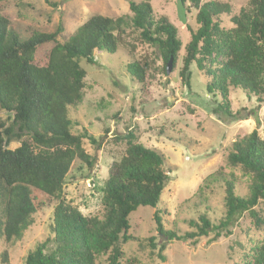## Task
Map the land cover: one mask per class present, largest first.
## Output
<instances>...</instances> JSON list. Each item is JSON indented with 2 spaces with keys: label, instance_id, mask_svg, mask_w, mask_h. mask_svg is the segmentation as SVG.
I'll return each instance as SVG.
<instances>
[{
  "label": "trees",
  "instance_id": "1",
  "mask_svg": "<svg viewBox=\"0 0 264 264\" xmlns=\"http://www.w3.org/2000/svg\"><path fill=\"white\" fill-rule=\"evenodd\" d=\"M186 1L196 11L197 28L187 27L190 40L184 46L180 79L188 88L189 67L194 64L208 79L206 92L219 98L212 115L227 124L245 119L241 113L248 112L245 108L232 111L229 93L237 90L259 103L264 98V0H250L230 18L228 30L218 21L220 15L230 14L228 4L182 0L183 4ZM11 2L0 0V239L5 244L21 240L33 225V216L54 203L50 236L27 253L25 264H97L103 255L107 264H120L122 246L136 240L129 233V216L139 207L154 209L155 232L169 241L195 243L212 235L210 242H216L230 236L229 227L245 213L257 229L264 228V216L261 219L255 210L264 202V140L256 130L228 150L226 161L247 177L248 193L238 196L232 177L223 182L225 212L217 225L201 215L188 222L192 232L164 231L156 208L170 172L164 157L144 148L132 132L115 137L116 143H125V150L99 188L102 215L86 217L66 201L64 186L73 164L78 161L87 168L94 164L84 143L96 149L101 144L84 128L80 134L71 132L79 125L68 118L67 109L83 99L86 73L80 62L94 65L97 53H116L125 28H130L156 49L165 75L171 57L175 69L182 45L177 29L165 17H155L149 1L129 2L131 17L94 15L63 43L57 41L63 32L60 23L52 33L32 31L20 40L6 12ZM46 46V64L39 66L35 55ZM125 68L138 84L146 83L150 72L146 62L135 60ZM154 240L149 238L151 249ZM163 251L162 245L157 253L162 263ZM7 260L3 253L1 261L7 264ZM243 264H264V235L249 249Z\"/></svg>",
  "mask_w": 264,
  "mask_h": 264
},
{
  "label": "rangeland",
  "instance_id": "2",
  "mask_svg": "<svg viewBox=\"0 0 264 264\" xmlns=\"http://www.w3.org/2000/svg\"><path fill=\"white\" fill-rule=\"evenodd\" d=\"M142 1H149L154 16L165 17L177 29L182 46L176 67L170 75H164L156 49L142 42L130 28H125L116 53H97L94 65L80 62L86 73L83 99L80 105L67 109L68 118L79 125L71 132L80 134L84 128L101 144L96 149L84 143V150L94 159V164L91 168L78 161L73 164L64 186V198L82 215L100 217L103 207L99 188L107 178L110 165L120 161L125 150V143H116L115 137L132 132L139 144L165 159L169 181L156 209L165 232L183 235L193 231L188 222L197 221L201 215L213 225L219 223L225 212V180L234 178L236 194L247 195L249 180L239 168L227 163L226 156L234 141L253 130L264 140V98L259 103L255 98L248 100L240 91L230 90L232 111L245 108L248 112H241L247 115L245 119L227 124L212 115L219 98L206 92L208 79L194 64L189 67V87L181 81L184 46L190 40L187 27L197 28L196 11L190 3H184L185 24L177 18L176 0H12L6 12L10 28L20 40H26L32 31L52 33L60 23L63 32L57 41L63 43L90 17H131L129 2ZM202 1L230 6V14L218 17L219 26L228 30L232 27L230 18L250 0ZM48 49L46 46L37 51V65L46 64ZM135 60L146 62L150 69L144 85L126 74V65ZM53 207L54 203H50L33 216V225L21 240L5 244L0 239V264H5L1 261L3 253L7 254V264H25L27 253L50 236ZM255 210L263 219L264 202ZM153 212L150 207H139L129 216V233L136 240L122 246L120 264H243L249 249L264 235V228L257 229L245 213L229 227L230 236L216 242H210L212 235L195 243L169 241L156 234ZM151 237L155 238L154 249L149 246ZM162 245L163 263L157 258ZM97 264H107L106 256L97 258Z\"/></svg>",
  "mask_w": 264,
  "mask_h": 264
},
{
  "label": "water",
  "instance_id": "3",
  "mask_svg": "<svg viewBox=\"0 0 264 264\" xmlns=\"http://www.w3.org/2000/svg\"><path fill=\"white\" fill-rule=\"evenodd\" d=\"M176 13H177V18L179 22L182 24L186 23V16H185V7L182 2V0H176ZM172 64H173V58L171 57L165 67V75H170L172 72Z\"/></svg>",
  "mask_w": 264,
  "mask_h": 264
}]
</instances>
